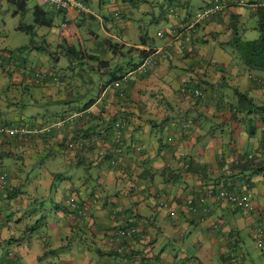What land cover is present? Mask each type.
Returning a JSON list of instances; mask_svg holds the SVG:
<instances>
[{
    "label": "crops",
    "instance_id": "1",
    "mask_svg": "<svg viewBox=\"0 0 264 264\" xmlns=\"http://www.w3.org/2000/svg\"><path fill=\"white\" fill-rule=\"evenodd\" d=\"M83 1L67 19L35 0L46 23L16 27L32 41L13 49L0 11V264H264L263 129L234 117L233 92L257 86L229 45L263 0ZM221 190L251 192L254 209L195 200Z\"/></svg>",
    "mask_w": 264,
    "mask_h": 264
},
{
    "label": "trees",
    "instance_id": "2",
    "mask_svg": "<svg viewBox=\"0 0 264 264\" xmlns=\"http://www.w3.org/2000/svg\"><path fill=\"white\" fill-rule=\"evenodd\" d=\"M8 1L13 2L14 0ZM253 17L256 20L255 29L259 33V38L253 41H247L236 35L234 40L229 45L236 54L237 61H239L249 73L252 75L255 74V76H251L250 78H252L251 80L256 84L257 87H260L264 86V84H258L253 80V78H260L261 76H258V74H264V0L256 5ZM36 23L40 26L45 25L46 23L45 13L40 8L36 9ZM28 29L30 31L32 30V28ZM66 50L67 57L73 58V53H76L75 48L68 47ZM77 55H79V53H77ZM142 57L144 59L147 58L145 52H142ZM81 60L84 59L81 58ZM104 63L105 62L102 64ZM113 80L117 81L118 77L115 76ZM235 94L237 96V104L234 111V117L237 118L240 115L242 117L240 120L242 123H244L243 121H247V124L245 125H247V130L251 137L256 135L258 129L257 124H261V128L263 129V138H261L260 141V149L264 150V104L256 103L253 97L247 93H242L237 90L235 91ZM248 160L249 161L242 164L240 163L241 165L239 166L241 167L242 171L249 169L251 164L254 163V160Z\"/></svg>",
    "mask_w": 264,
    "mask_h": 264
},
{
    "label": "built area",
    "instance_id": "3",
    "mask_svg": "<svg viewBox=\"0 0 264 264\" xmlns=\"http://www.w3.org/2000/svg\"><path fill=\"white\" fill-rule=\"evenodd\" d=\"M48 5H50L52 8H54L57 11L65 13L67 19L69 18L71 13H82L86 10V5L83 0H45ZM259 0H257V3ZM256 4V3H255ZM241 6H246V2L241 1L240 2ZM256 7V6H255ZM254 7V9H255ZM231 8L230 4L226 2L222 3H215L212 4L200 11H198L193 19V24L192 26H196L202 23H205L207 21H210L212 19L218 18L220 15L224 14ZM67 25V23H65ZM64 25V26H66ZM4 61V56L0 54V66L2 65ZM153 64V58L149 57L145 63H144V68L147 66H150ZM41 73H37L36 77H40ZM252 79V78H251ZM254 81H256L258 84H264V77L260 78H253ZM195 95L197 96H202V92L200 90L196 91ZM64 123L59 122L55 123L52 128L57 127L61 128L63 127ZM26 131V130H23ZM6 133L7 131L4 128L0 129V133ZM11 134L16 133V132H9ZM252 159V158H249ZM115 164V162H113ZM9 176L5 172L0 171V203L4 200L7 191L9 189ZM215 195L217 200L219 201H225L228 202L236 207L241 208L244 212H251L254 208L252 207V201H253V195L251 192L247 191L244 194L238 195L236 193L229 192L227 190H221L217 194L214 192H209L206 196L200 197L197 200L199 203L204 204L205 201L208 198H211ZM188 205L194 209V201L192 199L188 200ZM135 230L131 231H119L118 235L121 237H126V238H132L134 236ZM257 235H258V242L259 244L264 247V224H260L258 226L257 230ZM120 252L123 253L125 250V247H121ZM264 255V251H263Z\"/></svg>",
    "mask_w": 264,
    "mask_h": 264
},
{
    "label": "rangeland",
    "instance_id": "4",
    "mask_svg": "<svg viewBox=\"0 0 264 264\" xmlns=\"http://www.w3.org/2000/svg\"><path fill=\"white\" fill-rule=\"evenodd\" d=\"M31 3L29 4V10L25 14H21L19 12L18 15L14 13H9L10 7L7 5L6 2L0 5V11L1 9L3 10V15L6 18V23H7V41H6V46L9 47L10 49H13L14 47L20 46V45H25V44H30L32 41L31 36L28 34H25L22 31L16 30V27H20L21 25H26L28 27H33L32 30L35 35H40V26L36 23V16L34 14L35 10L32 9V7L36 4L35 0H31ZM50 6V5H48ZM51 7V6H50ZM13 10V9H12ZM45 10V9H44ZM15 18V19H13ZM256 23V20L254 18H250L249 21H247V31L245 32V35L241 34V38L245 39L247 41H253L259 38V33L257 30H252L251 27ZM238 34V35H240ZM21 47V46H20ZM236 56V54H235ZM237 59V58H236ZM151 66V65H150ZM237 91V89L235 90ZM233 91V92H235ZM240 91V90H238ZM236 96V94H234ZM252 97L255 100L256 103L258 104H264V86L257 87L254 91H252ZM187 126V125H186ZM185 126V127H186ZM189 126V125H188ZM184 127V128H185ZM190 127V126H189ZM251 244H253V241H250ZM259 246V245H258ZM261 251H264V247L260 246ZM258 254V252L256 251Z\"/></svg>",
    "mask_w": 264,
    "mask_h": 264
}]
</instances>
